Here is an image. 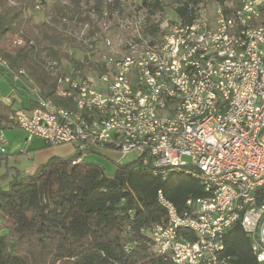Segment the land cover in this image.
Instances as JSON below:
<instances>
[{
	"label": "built area",
	"instance_id": "2783aa9c",
	"mask_svg": "<svg viewBox=\"0 0 264 264\" xmlns=\"http://www.w3.org/2000/svg\"><path fill=\"white\" fill-rule=\"evenodd\" d=\"M236 1L227 17L218 8L213 23L198 11L191 24L165 21L153 34L119 19L124 38L104 32L87 41L93 75L47 61L55 95L73 109L42 100L25 71L0 58L3 73L35 104L10 116L26 140L74 145L81 155L134 152L131 162L152 176L180 172L203 187L206 196L187 199L180 211L157 192L166 221L150 236L171 264H231L223 238L238 224L264 264V0ZM0 98L12 106L10 96ZM5 143L0 131V155Z\"/></svg>",
	"mask_w": 264,
	"mask_h": 264
},
{
	"label": "trees",
	"instance_id": "16d2710c",
	"mask_svg": "<svg viewBox=\"0 0 264 264\" xmlns=\"http://www.w3.org/2000/svg\"><path fill=\"white\" fill-rule=\"evenodd\" d=\"M140 1L139 9L148 16L162 10L159 0ZM177 1V18L191 24L203 0ZM217 1L225 17L236 8L227 6L234 0ZM96 2L93 10L99 16L104 8L111 14L121 6V0L106 6L103 0ZM44 3L0 0V58L12 70H24L42 100L73 109L68 99L55 95L56 77L49 73L46 62H55L59 67L60 60L66 59L73 68L90 67L87 56L83 64L68 56L63 46L74 39L59 26L65 27L66 21H93L90 14L82 16L77 0H70L71 6L53 5L49 21L37 26L32 15ZM260 22H264V8L260 9ZM157 26H148L146 32L156 33ZM34 106L29 99L24 109ZM13 112L14 108L0 98V131L12 129ZM78 156L84 155L51 158L30 175L20 176L14 171L6 185L0 187V264H171L154 251L150 236L154 227L166 221L157 192L161 190L180 211L187 199L206 196L203 187L180 172H171L162 180L136 162L117 164L114 173L108 174L102 166L84 159L72 164ZM9 171L0 176V181L7 179ZM179 233L184 239H195L188 230ZM223 244L231 264H258L239 224L227 231Z\"/></svg>",
	"mask_w": 264,
	"mask_h": 264
},
{
	"label": "rangeland",
	"instance_id": "374dc122",
	"mask_svg": "<svg viewBox=\"0 0 264 264\" xmlns=\"http://www.w3.org/2000/svg\"><path fill=\"white\" fill-rule=\"evenodd\" d=\"M79 2L80 11L82 12V16H89L93 21L92 24L89 23H77L76 21H66L64 22L65 27L59 26L60 30L74 39V42H70V44L63 46L68 54H70V58L76 61H80L84 58L85 53L87 52V41L93 35H100L104 32L109 33L111 36L115 38L120 37L124 38L122 35L125 34V31L122 27H120L121 23H119V19L130 18L128 20L134 19V21H139L141 24L142 32L148 34L146 32V28L148 26H154L156 24L164 23L165 21L169 24L180 22L176 16L175 8L177 6V0H159L162 10L157 12L153 16H148L145 10L139 9L140 0H121V6L118 9H114L112 13H108L104 8L102 11V15L99 16L94 9L96 5V0H77ZM43 5H39L36 7L35 13L32 15L33 24L40 26L42 23L49 21L48 12L53 5L60 4L71 6L70 0H44ZM105 2V6L109 5L113 2V0H103ZM237 6V1L227 3V6L234 7ZM219 8V4L217 0H203L198 4L197 9L200 11V14L204 15L210 22H214L215 16L217 14V9ZM110 14V15H109ZM103 22H105L106 31L103 29ZM139 26V25H138ZM95 59V58H94ZM59 66L64 69L73 68V65L69 60L61 59L59 62ZM81 70V69H80ZM91 67H85L81 70L82 75H93L91 72ZM6 89L3 82L0 83V90ZM1 93V92H0ZM23 93V92H22ZM21 101L24 103V107L27 108L29 106V96L26 92H24L23 96H18ZM10 138V142L5 144L3 147V154H8V149H16L21 147V135L19 133L14 132L8 136ZM83 159L87 162L96 163L104 168V170L108 174H112L115 171L117 164H126L133 160L135 157V153L132 152L126 156H121L117 152L111 150H94L93 153L83 154ZM21 165V163H20ZM191 178V177H190ZM2 233V232H1ZM0 233V234H1ZM4 234V233H3Z\"/></svg>",
	"mask_w": 264,
	"mask_h": 264
},
{
	"label": "crops",
	"instance_id": "0c3cea01",
	"mask_svg": "<svg viewBox=\"0 0 264 264\" xmlns=\"http://www.w3.org/2000/svg\"><path fill=\"white\" fill-rule=\"evenodd\" d=\"M6 78L7 76H4L3 73H0V83L3 82L6 87V89L0 90V96H10L14 109H24V103L19 99L18 96H23L26 90L21 83H16L15 86H11V84L7 82ZM14 132H17L19 135H21V147L11 150L8 149V154L0 155V176L4 175L6 170H10L7 174V179L5 181H0V187H4L6 185V183L14 175V171L19 172L20 176L30 175L51 158H69L75 155L74 145H61L52 147L46 145L45 142L38 138H33L28 141L26 140L25 135L14 127L3 132L6 142L5 144L10 142V138L8 136ZM11 143L12 142H10L9 145H11Z\"/></svg>",
	"mask_w": 264,
	"mask_h": 264
}]
</instances>
